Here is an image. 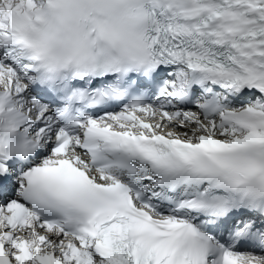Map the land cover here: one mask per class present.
I'll return each instance as SVG.
<instances>
[{"label": "snow or ice", "instance_id": "1", "mask_svg": "<svg viewBox=\"0 0 264 264\" xmlns=\"http://www.w3.org/2000/svg\"><path fill=\"white\" fill-rule=\"evenodd\" d=\"M0 264H264V0H0Z\"/></svg>", "mask_w": 264, "mask_h": 264}]
</instances>
